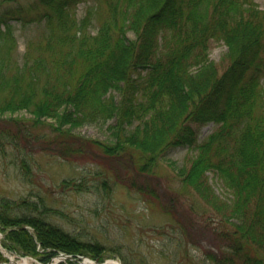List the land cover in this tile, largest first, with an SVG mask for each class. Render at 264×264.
<instances>
[{
	"label": "trees",
	"instance_id": "16d2710c",
	"mask_svg": "<svg viewBox=\"0 0 264 264\" xmlns=\"http://www.w3.org/2000/svg\"><path fill=\"white\" fill-rule=\"evenodd\" d=\"M89 1L94 6L78 17L77 5ZM37 2L40 11L23 24L36 22L42 30L36 41H26L19 60L12 56V11L0 16V117L31 115L30 125L0 121V151L5 144L25 149L19 161L27 171L34 141V147L66 157L81 153L68 147L81 146L69 134L73 128L109 122L108 141H89L100 150L94 158L106 163L116 183L156 198L151 183L160 163L176 149L195 150L177 174L221 217L211 228L208 259L264 264V9L255 0ZM212 40L227 48L222 73L209 59ZM43 120L50 121L51 139L33 132ZM209 122L216 128L198 141ZM208 172L230 191L229 202L215 195ZM95 175V185L63 180L60 188L108 192L104 172ZM162 195L165 213L181 224L175 196ZM38 210L28 199L0 200L6 249L42 263L58 252L105 259L101 243L78 240Z\"/></svg>",
	"mask_w": 264,
	"mask_h": 264
},
{
	"label": "rangeland",
	"instance_id": "374dc122",
	"mask_svg": "<svg viewBox=\"0 0 264 264\" xmlns=\"http://www.w3.org/2000/svg\"><path fill=\"white\" fill-rule=\"evenodd\" d=\"M258 7L264 8V0H255ZM94 6L92 1L77 5V16L81 17L86 7ZM37 0H16L0 5V16L12 11L9 19L16 40L13 58L21 59L26 50V41L39 37L42 24L24 23L32 18L41 8ZM38 9V10H37ZM227 48L223 42L212 40L209 45V59L213 61L220 73L227 65ZM19 119L24 124H31V115L25 111L4 113L0 121ZM33 127L34 134H46L51 139L47 124L43 120ZM107 124L83 125L73 128L69 134L77 137V144L68 147L81 153H51L31 146L30 157L25 158L28 170L20 165V158L26 154L25 149H16L3 145L0 151V200L19 201L28 199L38 204V213L54 225L59 226L71 236L82 242L97 241L105 247L103 254L119 264H214L208 259L209 250L214 243V231L219 226L221 217L192 188L185 186L178 168L184 163L187 167L196 156V151L187 148L176 149L168 161L161 162L156 170L157 181L151 185L155 189L153 196L143 195L115 182L108 172V166L94 158L100 150L89 141H108ZM32 128V127H31ZM216 125L209 122L199 129L198 141L204 140ZM73 137V138H74ZM22 147V143H20ZM99 155V154H98ZM68 156H71L70 158ZM102 170L111 184L108 192L94 188L79 191L60 188L63 180L79 182L85 179L95 185V173ZM208 182L219 200L231 199L230 191L212 172L207 173ZM163 192L175 196V209L182 218L178 224L173 217L165 213ZM176 219V218H175ZM4 233H0L1 238ZM7 264L12 258L20 263L21 256L1 248ZM26 257V256H25ZM88 257V256H85ZM89 258V257H88ZM29 264L39 262L27 256ZM78 264V263H75Z\"/></svg>",
	"mask_w": 264,
	"mask_h": 264
},
{
	"label": "water",
	"instance_id": "95a60500",
	"mask_svg": "<svg viewBox=\"0 0 264 264\" xmlns=\"http://www.w3.org/2000/svg\"><path fill=\"white\" fill-rule=\"evenodd\" d=\"M61 258H65V259L73 260V261H75V262H79V263H81V264H84V262H83V261H79L78 258H72V257H70V256H68V255H64V254L59 255V260H58V262L61 260ZM58 262H56V263H54V264H57ZM48 264H51V262H48Z\"/></svg>",
	"mask_w": 264,
	"mask_h": 264
},
{
	"label": "bare ground",
	"instance_id": "6f19581e",
	"mask_svg": "<svg viewBox=\"0 0 264 264\" xmlns=\"http://www.w3.org/2000/svg\"><path fill=\"white\" fill-rule=\"evenodd\" d=\"M85 263L86 264H95L94 262H88V261H85ZM21 264H29L28 262H27V260L26 259H23L22 260V262H21ZM104 264H119L117 261H114V260H110V261H107L106 263H104Z\"/></svg>",
	"mask_w": 264,
	"mask_h": 264
}]
</instances>
